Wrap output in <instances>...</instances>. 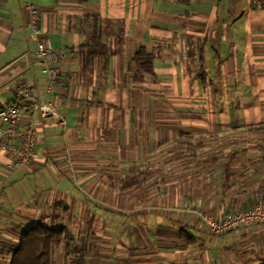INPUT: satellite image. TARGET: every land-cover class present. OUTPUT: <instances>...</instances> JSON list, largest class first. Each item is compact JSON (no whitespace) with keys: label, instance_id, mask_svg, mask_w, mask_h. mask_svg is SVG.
Masks as SVG:
<instances>
[{"label":"crops","instance_id":"0c3cea01","mask_svg":"<svg viewBox=\"0 0 264 264\" xmlns=\"http://www.w3.org/2000/svg\"><path fill=\"white\" fill-rule=\"evenodd\" d=\"M29 5L64 124L36 114L25 167L0 149V264L36 223L65 228L52 264H264L261 226L215 236L183 209L264 197V0H0V107L44 97Z\"/></svg>","mask_w":264,"mask_h":264},{"label":"built area","instance_id":"2783aa9c","mask_svg":"<svg viewBox=\"0 0 264 264\" xmlns=\"http://www.w3.org/2000/svg\"><path fill=\"white\" fill-rule=\"evenodd\" d=\"M29 26L36 37L37 64L45 77L43 99L31 95L26 84L16 88L13 103L0 107V149L12 154L13 166L19 169L29 165L35 157L37 144L36 114L41 117L51 115L64 124V118L55 106L45 97L52 92L58 82L56 63L64 56L57 50L51 40L40 36L37 10L29 5ZM18 142V143H16ZM184 210L195 213L215 236L240 228L259 225L264 229V198H260L252 207L234 213L215 217L203 210L183 205Z\"/></svg>","mask_w":264,"mask_h":264},{"label":"trees","instance_id":"16d2710c","mask_svg":"<svg viewBox=\"0 0 264 264\" xmlns=\"http://www.w3.org/2000/svg\"><path fill=\"white\" fill-rule=\"evenodd\" d=\"M136 60L141 71H151V60L142 47L136 53ZM65 238L63 226L33 224L22 233L9 264H52L53 247Z\"/></svg>","mask_w":264,"mask_h":264},{"label":"rangeland","instance_id":"374dc122","mask_svg":"<svg viewBox=\"0 0 264 264\" xmlns=\"http://www.w3.org/2000/svg\"><path fill=\"white\" fill-rule=\"evenodd\" d=\"M254 133H256V132H254ZM257 133H259V132H257ZM257 133H256V134H257ZM260 143H263V144H264V142H263V141H262V142H260ZM253 144H255V145H256V144H257V142H256V141H254V142H253Z\"/></svg>","mask_w":264,"mask_h":264}]
</instances>
